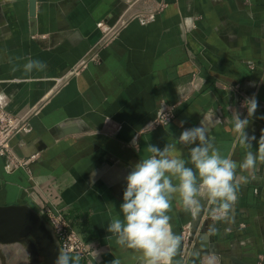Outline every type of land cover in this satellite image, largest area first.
I'll return each mask as SVG.
<instances>
[{"label": "crops", "instance_id": "0c3cea01", "mask_svg": "<svg viewBox=\"0 0 264 264\" xmlns=\"http://www.w3.org/2000/svg\"><path fill=\"white\" fill-rule=\"evenodd\" d=\"M35 19L31 33L29 0H0V109L29 124L12 138L13 153L36 155L10 171L0 156V205L60 209L88 243L80 264H142L107 231L123 219L126 177L148 145L174 144L172 155L194 168L200 142L179 137L203 127L237 164V201L229 220L213 221L174 200L178 258L264 264V162L239 167L264 136V0H36ZM30 59L47 67L26 73ZM253 94L258 108L248 117ZM165 105L174 117L155 124ZM235 113L249 119L250 149L238 143Z\"/></svg>", "mask_w": 264, "mask_h": 264}, {"label": "clouds", "instance_id": "9594fccd", "mask_svg": "<svg viewBox=\"0 0 264 264\" xmlns=\"http://www.w3.org/2000/svg\"><path fill=\"white\" fill-rule=\"evenodd\" d=\"M46 67L45 63L31 59L23 66L26 73ZM244 105L248 117H252L258 108L255 94L246 98ZM233 118L238 143L250 149L249 141L255 137L250 138L246 133L249 119H241L239 113ZM213 139L206 137L203 127L186 129L179 137L180 143L200 142L190 151V163L194 168L186 166L189 161L181 156L172 155L174 144L163 150L148 145L149 155L141 158L127 175L120 205L123 219L114 217L107 231L114 234L119 243L138 250L142 264H187L186 260L178 258L183 236L173 231L169 215L177 198L183 210L194 217L206 212L213 221L230 219L239 190L237 164L230 155L221 156L219 150L212 147ZM257 161L264 162V136L258 141L257 152L247 151L239 167L254 169ZM216 231L215 224L209 225V233ZM80 260L79 254L73 256L66 249L59 248L54 264H80ZM111 264L120 262L113 260ZM207 264H214V259H209Z\"/></svg>", "mask_w": 264, "mask_h": 264}, {"label": "built area", "instance_id": "2783aa9c", "mask_svg": "<svg viewBox=\"0 0 264 264\" xmlns=\"http://www.w3.org/2000/svg\"><path fill=\"white\" fill-rule=\"evenodd\" d=\"M103 22H98L101 26ZM115 26L112 28V30ZM174 106L165 105L157 115L155 124H165L174 117ZM29 124L23 119L13 116L4 109H0V156L5 157V169L13 170L16 167H23L30 164L36 155L29 157H19L11 150V140L19 132L27 131ZM45 220L53 227L56 236L60 240L62 248L72 254H79L80 257L90 254L87 241L82 234L72 226L70 220L67 219L60 209L52 206H44L39 211ZM208 216L207 213L204 215ZM209 217V216H208Z\"/></svg>", "mask_w": 264, "mask_h": 264}, {"label": "water", "instance_id": "95a60500", "mask_svg": "<svg viewBox=\"0 0 264 264\" xmlns=\"http://www.w3.org/2000/svg\"><path fill=\"white\" fill-rule=\"evenodd\" d=\"M36 0H29L31 33L35 32ZM30 237L36 246L31 264H54L62 248L53 227L26 203L0 205V241L12 243Z\"/></svg>", "mask_w": 264, "mask_h": 264}, {"label": "rangeland", "instance_id": "374dc122", "mask_svg": "<svg viewBox=\"0 0 264 264\" xmlns=\"http://www.w3.org/2000/svg\"><path fill=\"white\" fill-rule=\"evenodd\" d=\"M35 249L30 237L12 243L0 241V264H31Z\"/></svg>", "mask_w": 264, "mask_h": 264}, {"label": "trees", "instance_id": "16d2710c", "mask_svg": "<svg viewBox=\"0 0 264 264\" xmlns=\"http://www.w3.org/2000/svg\"><path fill=\"white\" fill-rule=\"evenodd\" d=\"M70 223L72 224L73 227H75V228H76V229L82 234V236H83L84 239H85V236L83 235V232H82L81 228H80L79 226L75 225V224L73 223V221H70Z\"/></svg>", "mask_w": 264, "mask_h": 264}, {"label": "bare ground", "instance_id": "6f19581e", "mask_svg": "<svg viewBox=\"0 0 264 264\" xmlns=\"http://www.w3.org/2000/svg\"><path fill=\"white\" fill-rule=\"evenodd\" d=\"M17 244V243H16Z\"/></svg>", "mask_w": 264, "mask_h": 264}]
</instances>
